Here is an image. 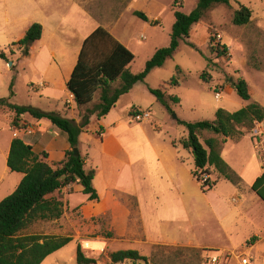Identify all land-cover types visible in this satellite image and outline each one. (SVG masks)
<instances>
[{
  "label": "crops",
  "instance_id": "0c3cea01",
  "mask_svg": "<svg viewBox=\"0 0 264 264\" xmlns=\"http://www.w3.org/2000/svg\"><path fill=\"white\" fill-rule=\"evenodd\" d=\"M143 2L144 0H0V16L4 14L3 20H0L1 25L4 24L3 22L12 23L14 29L27 30L36 22L43 26L42 37L31 44L29 53L25 55L28 60L38 58L32 64L34 70L38 67L42 68V70L39 69L42 71L39 76L28 78L29 85L34 88L33 92L28 91L29 101L35 95L34 90L43 87L44 97L56 101L65 100L66 105L72 107L74 95L68 90L67 83L77 62L63 68V64L65 65L63 58L67 49L78 46L80 54L85 38L97 27L103 26L131 50L130 45L134 41L133 32L130 27L127 28L123 24L122 19L138 17L134 12H144ZM2 9L6 11L3 12ZM253 13L247 25L252 24L250 25L251 33L256 37L245 40L235 34L234 43L241 42L247 46L256 40L255 43H261V48L264 49V17L255 10ZM98 18L104 21L97 22ZM155 20L161 21L157 16ZM174 22L175 20L171 22V29ZM195 26L197 25L193 26L190 37L184 39L192 44L195 43L193 37ZM204 32H208V29ZM225 37L226 33L223 41L229 44ZM204 46L207 47V43ZM43 51L51 56L48 61L42 59ZM17 54L24 55L20 50H16L13 56ZM132 62L129 64L130 69ZM249 68L251 79L248 81L244 78L249 84L251 100L238 103L240 108L237 110L252 101L264 107V100H260L253 91L254 87L261 88L263 92L261 97L264 99V68L259 65L249 66ZM50 71L55 72L56 75H49ZM236 78L232 77L227 83L223 79V82L218 85L220 92H236L232 85V81ZM59 79L63 81V84L62 82L59 84ZM35 80H40L41 85L34 84ZM173 89L170 93H173ZM130 92L122 95L106 116L100 120L97 119L100 128H103L101 136L96 138L92 132L99 130L96 128L91 130L90 125L80 135L79 150L82 155L83 151L89 155L88 146L84 147L85 150L82 149L85 145L84 141L90 143L95 138L98 141L97 150L100 158H93L91 164L95 167L90 166V168L96 170L93 185L99 198L91 200L83 192L82 184L74 183L65 186L62 189L65 195L64 214L59 219L50 220L51 223L62 224L65 219H70L69 213L74 212L78 214L77 220L74 221L75 225L96 228L97 234L90 236L94 239L92 242L105 241L109 244L120 242L125 245L122 249L138 251L143 250L144 245L191 246L217 249L225 255L226 252L235 253V250L231 249V244L241 238L248 246L245 250H240L248 255L242 256L250 259L248 264H264V200L252 189L256 179L264 172V161L255 152V141L258 137L253 138V133H246L238 141L228 138L223 145L222 157L242 177L241 185L219 179L212 190L205 192L193 173L192 152L187 150L193 156V164L189 163L187 157L182 154L179 147L181 145L173 144V141L177 139L171 140L170 146L160 148L159 145L147 140L129 144L127 140L118 138L115 130L117 125L123 123V118L119 116V113L114 112ZM97 96L98 102L99 94L96 98ZM216 99H222V94L220 93V97ZM11 102L17 105L33 106L32 102L19 104L12 98ZM90 104L79 107L80 115L94 108H91ZM142 105L129 104L121 109L120 115L124 112L129 114L132 107L140 110L151 108L150 113H154L152 104L146 107ZM221 108L230 111L225 106ZM15 116V111L7 107L0 108V202L16 190L24 177L23 173L12 171L8 166V156L14 138L23 139L38 154L46 151L47 161L54 165L64 160L66 151L70 148L67 137L49 119H38L25 113L21 115V121L16 126L13 124ZM94 117L97 118L96 114L92 115L91 121ZM75 120L81 122V119ZM255 129L259 133V138L261 135L264 136V121L257 123ZM133 147L137 154L132 153ZM244 147L245 154L249 155L243 166L237 168L235 157L241 155ZM88 157L86 156V169H90ZM163 175L166 178L164 182L161 179ZM211 178L214 179L215 175ZM162 206L172 210L171 219L163 220L158 216L156 224L150 218H154L155 210H158L160 215ZM101 227H106L112 235L105 236L98 233ZM78 233L77 237L82 239V231L79 230ZM44 235L72 236L73 239L76 237L65 231ZM252 237H255V241L248 243ZM92 247L95 249L98 245L92 244ZM117 250L119 249L111 250L110 254Z\"/></svg>",
  "mask_w": 264,
  "mask_h": 264
},
{
  "label": "trees",
  "instance_id": "16d2710c",
  "mask_svg": "<svg viewBox=\"0 0 264 264\" xmlns=\"http://www.w3.org/2000/svg\"><path fill=\"white\" fill-rule=\"evenodd\" d=\"M184 3V0L173 2L175 22L171 30L170 44L158 48L140 72H132L129 68L135 54L103 26L97 27L85 38L67 87L79 106L92 103L97 94L99 101L93 109H88L83 114L81 122L55 111H43L32 105L14 104L11 102V97L0 98V108L7 107L15 111L14 125H19L21 115L25 113L38 119L47 118L67 137L70 144L64 160L54 165L47 161L46 151L38 154L23 139L16 137L12 140L8 166L12 171L23 173L24 177L16 190L0 202V264H41L46 257L73 240L72 236L23 232L39 220L50 221L62 217L65 196L62 189L65 186L82 184L83 192L91 200L99 198L93 185L96 170L86 169V157L81 153L79 155L74 153V148H79L81 133L90 125L92 115L96 114L98 120L106 116L122 95L127 94L136 83L144 81L154 68L163 66L168 59L174 57L181 40L190 37L193 26L201 22L210 10L218 5L229 6L231 1L199 0L197 6L189 13L182 10ZM134 14L143 20H148V16L142 11H135ZM253 15L250 7L241 4L233 13V24L247 25ZM42 32V24L33 23L25 36L14 42L7 50L0 47V58L9 61L16 50L27 55L31 44L42 37ZM212 41L209 47L217 56L227 52L226 44L215 43L216 39ZM182 75L183 70L178 67L170 79L158 87L150 88L156 100L171 113L174 112L172 107L181 103V98L170 93V90L181 85ZM201 78L205 82L211 81L208 69L202 72ZM232 85L243 100H251L249 84L244 78L234 79ZM13 95L12 92L11 96ZM146 110L150 112L151 108ZM137 111L142 110L132 107L129 114L133 115ZM263 121L264 107L256 101L234 112L218 108L214 119L195 122L179 120L186 126L187 134L174 140L173 144L181 145L192 152L193 173L205 192L212 190L219 179L241 185L242 177L222 157L223 145L228 138L240 140L246 133L253 132L257 123ZM102 129L101 127L99 131ZM207 131L212 135L203 138ZM204 175H209V178L202 182ZM212 175H215L214 179L211 178ZM252 189L264 200V172L256 179ZM252 241H255V237H252L248 243ZM206 251H217V249H206ZM110 258L114 264L149 260L147 256L141 255L134 249L114 251L110 254ZM77 262L95 264L96 259L86 256L79 245Z\"/></svg>",
  "mask_w": 264,
  "mask_h": 264
},
{
  "label": "rangeland",
  "instance_id": "374dc122",
  "mask_svg": "<svg viewBox=\"0 0 264 264\" xmlns=\"http://www.w3.org/2000/svg\"><path fill=\"white\" fill-rule=\"evenodd\" d=\"M184 7L182 10L185 13L191 12L198 4L199 0H184ZM231 4L218 5L210 10L206 17L199 23H197L196 30L193 33L194 46L188 41L181 40L180 46L176 51L174 57L168 59L161 67H157L150 72L144 81L138 82L131 90L129 96H125L115 110L114 113H119L122 116L121 124L117 125L116 134L118 138L127 140L129 144H135L140 140H147L153 144L159 145L160 148L170 146L171 140L179 139L187 134V128L185 125L179 122L190 121L195 122L205 119H214L218 108L225 106L230 111L240 108L238 103H242L243 99L237 94V92H220L219 84L226 83L232 77L246 78L248 81L251 79L250 67H257L258 65L264 68V49L261 48L262 44L252 41L251 45H244L234 43L233 36L236 34L242 39L249 40L255 38L256 35L251 33V27L249 25H234L233 13L239 8L241 4L250 7L259 12L264 17V0H230ZM174 0H144L143 8L148 16V20H143L140 17H125L123 18V24L127 28H131L133 32L134 41L130 45L131 50L135 54V60L131 64V69L134 72H138L144 69L147 60L153 55L157 48L165 47L170 44L171 41V22L175 20V16L172 10ZM107 3V2H106ZM108 4V3H107ZM3 12L6 10L2 9ZM8 11V10H7ZM159 17L161 21L155 23V18ZM4 14L0 16L2 21ZM12 20V17H11ZM97 22L104 21V19L98 18ZM264 22V19H263ZM0 24V47L8 49L9 46L24 37L27 29L13 28L12 23ZM208 29V32H204ZM226 33V40L229 44L224 43L223 38ZM259 36V33L257 34ZM215 36V37H214ZM230 38V39H229ZM212 39H216L215 43L220 42L226 44L227 52L222 56H217L212 52L209 45ZM207 43V47H205ZM261 45V46H260ZM16 48V47H15ZM79 54L78 46L67 49L63 58L65 65L63 68L77 62ZM40 57V54H37ZM43 60L48 61L51 58L49 54L44 51L41 54ZM38 60H28L25 55L17 54L10 56V60H4L0 58V98L11 97L12 100H16L19 104H27L32 102L33 106L39 107L46 111H57L58 113L68 118L81 119V109L74 100L73 106L68 107L65 100L56 101L55 99H49L44 97L43 87L35 89L34 97L29 101L28 91L32 90L33 86L29 85V77H37L40 75L42 68L38 67L34 70L32 64ZM248 60V62H247ZM249 65V66H248ZM180 67L183 70L181 79V85L173 89V93L181 98V103L174 105L172 108L174 112H169L166 107L158 103L154 95L150 92L151 87H158L166 80L170 79ZM208 69L211 74V81L205 82L201 78L202 72ZM49 75H56L55 72L50 71ZM59 74H57L58 76ZM232 76V77H231ZM244 78V79H245ZM245 79V80H246ZM246 80V81H247ZM39 82V83H38ZM63 81L59 79V84ZM34 84L41 85L39 81H33ZM261 88L254 87V92L257 94L260 100H264L261 96L263 92ZM13 92V96L12 95ZM222 94V99H216V93ZM264 96V95H263ZM31 98V97H30ZM98 96L94 103L89 106L93 108L97 102ZM143 104V107L154 106V113L151 114L150 119L143 121L132 120L131 116L124 112L120 115V111L123 107L129 104ZM86 106V105H85ZM131 106V105H130ZM116 115V114H115ZM91 130L96 128L99 130V121L94 117L90 124ZM256 130V129H255ZM253 138H257L255 141V152L258 157L264 161V137L261 135H255ZM96 138L102 135L101 131L92 132ZM211 132H205L203 138L211 136ZM95 138L90 143L84 141L83 150L85 146H88V154L82 152L83 156H89V168L95 167L91 164L93 158H100L98 155V141ZM231 141V140H230ZM183 155L187 157L189 163L193 164V156L189 151L179 146ZM133 147V154L137 152ZM246 148H242L241 155L235 157V165L237 168L243 166L246 157L249 154H245ZM235 154V153H234ZM122 155V154H120ZM118 177V175H116ZM162 182L166 181L165 176H161ZM78 197V195H76ZM158 210L154 211V223L157 224L158 216L163 220L171 219V209L164 206L160 209V215ZM69 218L65 219L62 224L60 222H52L47 220H39L30 225L23 233L24 234H47L58 231H65L68 234L76 235L74 239L66 246L49 255L41 264H78L77 262V250L80 245L84 254L88 257L96 259L95 264H114L110 258L111 250H123L124 243L109 244V242H92L93 238L90 236L96 235L95 227H84L75 225L74 221L77 220L78 214L71 212ZM73 220V221H72ZM148 221V220H147ZM99 229V227H97ZM82 231V239L77 237L78 231ZM155 231V230H154ZM96 233V234H95ZM101 235H112L106 227H101ZM90 237V238H89ZM92 244L98 245V248H93ZM109 247H106L108 246ZM247 244L241 238L236 239L231 244L233 252H226L225 255L220 251H209L207 248L191 247V246H167V245H155L154 247L144 245V249L139 251L141 255L147 256L149 260L145 261H127L120 264H213L209 259V256L216 255L219 257L218 264H241L239 258L242 256H248L243 254L240 250H245ZM238 251V252H237ZM241 256V257H240ZM253 262V261H251Z\"/></svg>",
  "mask_w": 264,
  "mask_h": 264
},
{
  "label": "built area",
  "instance_id": "2783aa9c",
  "mask_svg": "<svg viewBox=\"0 0 264 264\" xmlns=\"http://www.w3.org/2000/svg\"><path fill=\"white\" fill-rule=\"evenodd\" d=\"M216 97H220V93L216 94ZM132 120H136V121H143L145 119H150L151 118V113L147 110H142V111H137L136 113H134L131 116ZM255 135H259L258 131L255 130L254 132ZM209 178V175H204L202 177V182L206 181ZM209 259L211 260V262L213 264H218L219 263V257L216 255L213 256H209ZM250 261V259L248 257H242L241 262L243 264H248Z\"/></svg>",
  "mask_w": 264,
  "mask_h": 264
},
{
  "label": "water",
  "instance_id": "95a60500",
  "mask_svg": "<svg viewBox=\"0 0 264 264\" xmlns=\"http://www.w3.org/2000/svg\"><path fill=\"white\" fill-rule=\"evenodd\" d=\"M74 153H75V155H79L80 154V150H79L78 147L77 148H74Z\"/></svg>",
  "mask_w": 264,
  "mask_h": 264
}]
</instances>
